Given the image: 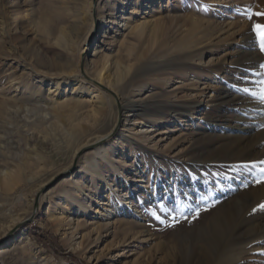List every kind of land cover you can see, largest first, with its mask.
<instances>
[{
    "label": "rangeland",
    "instance_id": "1",
    "mask_svg": "<svg viewBox=\"0 0 264 264\" xmlns=\"http://www.w3.org/2000/svg\"><path fill=\"white\" fill-rule=\"evenodd\" d=\"M134 1L0 0V264H264V0Z\"/></svg>",
    "mask_w": 264,
    "mask_h": 264
},
{
    "label": "bare ground",
    "instance_id": "2",
    "mask_svg": "<svg viewBox=\"0 0 264 264\" xmlns=\"http://www.w3.org/2000/svg\"><path fill=\"white\" fill-rule=\"evenodd\" d=\"M134 3H138V0L134 1ZM97 25V23H96ZM126 25V23L124 24ZM92 55H95V53H93ZM84 72V74L87 76L86 74V71H85V68H83L82 70ZM88 79L92 82H94V84H96L99 87V84H102V81L100 78H96V79H93V78H89ZM104 88H106L107 90H110V92L112 93H115L113 89H111L112 87L110 85H104ZM79 92H77L75 95H78ZM116 94V93H115ZM74 95V96H75ZM119 95H116L117 97V105H118V108H119V111L120 113H122V111L124 112V123H123V129L122 131H128V128L126 127V124L130 121V116H134V115H137V114H140L141 112L143 111H147L148 109V106H145L143 104H141L140 102H136V101H130V100H121L119 99L118 97ZM86 104H88L89 106H92V107H95L94 103L97 102V99H96V96L94 97H91V98H88L87 101H85ZM141 123V122H139ZM143 123V122H142ZM168 123H171V119H168ZM145 126L142 125L140 127V129L142 130ZM140 130V131H141ZM117 133V127H115V125H113L107 132V134L98 139V142L102 143L103 141H107L106 143V147L104 146H101V148L97 149L96 152H94L91 156H90V161H86L85 164L82 166L81 170L83 173H86V174H90L91 178H93V172H94V166L91 164V163H94L96 162V158L97 157H100L101 159H107L108 158V155H109V152L111 150H114L115 148H118L120 143H121V140H128L130 143H135V141L133 139H131V135H129V133H123L122 134V138L123 139H119V138H112L114 137V135ZM143 133V132H142ZM108 160V159H107ZM98 175L102 176V174L98 171ZM103 177V176H102ZM83 176L81 175L80 177H70L68 183L70 184V186L72 187V192H69V190H65V188H63V191H61L64 195L67 196V198L71 199L72 201L76 202L79 204V199L77 198L78 195L76 194H79V195H84L85 194V189L82 185L83 183ZM103 179V178H102ZM146 180H145V175L144 173L142 174V179L140 180V187L142 188V191L144 193V195L146 197H149V196H153L155 195V189L154 188H146ZM139 187V186H138ZM122 190L123 191H126L125 192V198H124V201H123V206H120V210L122 211L124 209V207H132V198H133V192L131 189H129V187L127 185H124L122 186ZM133 191H136V188H133ZM113 192V190L110 188V186L108 187L107 189V192L105 195L102 196V199H98L97 202H98V206L101 205V207L103 208V212H102V218H100L99 220V223H98V226H103L101 222L104 223V221L106 220V218L110 215L111 213V206H112V201H111V193ZM114 193V192H113ZM115 194V193H114ZM39 196V195H37ZM36 196V197H37ZM115 196L117 197L118 199V196L115 194ZM36 199V198H35ZM35 199H34V203H35ZM38 202H39V197H38ZM82 206V205H81ZM84 209H86V207L84 206ZM33 211H34V207H33ZM98 211V210H96ZM139 216H137V219H139ZM141 218V216H140Z\"/></svg>",
    "mask_w": 264,
    "mask_h": 264
},
{
    "label": "snow or ice",
    "instance_id": "3",
    "mask_svg": "<svg viewBox=\"0 0 264 264\" xmlns=\"http://www.w3.org/2000/svg\"><path fill=\"white\" fill-rule=\"evenodd\" d=\"M256 15L264 16V13H256ZM251 31L255 33L254 41L256 44H258L259 52L264 54V24L253 25ZM260 68L264 69V63L260 64ZM261 75H264V73H261ZM258 86L261 103H264V79L258 81ZM238 91H242L243 93L247 94L250 92V89L245 87L243 89H238ZM251 95L256 96V93L252 92ZM258 163L264 165V160L259 161ZM252 167H256V164H253ZM260 171L264 173V168H261ZM257 182L259 183L260 181ZM260 207L264 208V204L260 205ZM157 219H159V217H157Z\"/></svg>",
    "mask_w": 264,
    "mask_h": 264
},
{
    "label": "water",
    "instance_id": "4",
    "mask_svg": "<svg viewBox=\"0 0 264 264\" xmlns=\"http://www.w3.org/2000/svg\"><path fill=\"white\" fill-rule=\"evenodd\" d=\"M37 210H38V196H37L36 199H35V203H34V211H33V213H32V216L35 215V213L37 212Z\"/></svg>",
    "mask_w": 264,
    "mask_h": 264
}]
</instances>
